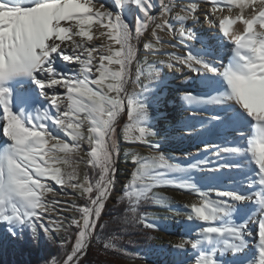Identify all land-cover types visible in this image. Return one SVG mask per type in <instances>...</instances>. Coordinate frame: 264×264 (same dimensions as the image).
<instances>
[{"label":"snow or ice","instance_id":"snow-or-ice-1","mask_svg":"<svg viewBox=\"0 0 264 264\" xmlns=\"http://www.w3.org/2000/svg\"><path fill=\"white\" fill-rule=\"evenodd\" d=\"M205 24L215 31L198 34ZM147 35L145 55L166 60L138 59ZM166 44L176 51L163 52ZM164 68L185 73L178 118L164 110ZM142 79L148 83L129 94V84L141 87ZM122 116L124 141L149 152L124 153L135 167L117 201L128 205L117 222L167 231L174 225L156 221L185 216L177 224L186 235L160 249L168 264H264V0H112V7L0 0V247L28 234L35 245L56 242L65 233L63 261L46 264H80L97 227H105ZM160 122L162 132L154 128ZM177 139L195 145L183 153L187 163L162 151ZM82 165L95 176L81 177ZM53 185L73 189L84 204L59 207L62 201L47 199L59 195ZM161 188L197 199L174 211ZM144 204L173 215L140 212ZM104 248L116 250L111 241Z\"/></svg>","mask_w":264,"mask_h":264},{"label":"rangeland","instance_id":"rangeland-1","mask_svg":"<svg viewBox=\"0 0 264 264\" xmlns=\"http://www.w3.org/2000/svg\"><path fill=\"white\" fill-rule=\"evenodd\" d=\"M102 2L105 4L106 7H112V0H102ZM186 2H188V0H180V3H186ZM159 11H160V6L157 4V7L153 10V14H157V13H159ZM176 11H178V9H176ZM188 23L191 24V21H189ZM160 35L163 38V40L166 41L167 43H169V44L176 43V40L173 39L172 37H170L169 35H167L166 33H160ZM151 39H152L151 36L147 35L145 37V39L142 41V44L140 45V53H139L138 59L141 62L166 60L167 58L164 55H155V56L145 55L144 50H143V43L148 42ZM99 40L100 39H96L93 41V43L95 44ZM162 51L163 52H174V51H176V49H173L171 47H170V49H168V46L166 44L163 47ZM179 54L183 55V52L181 51ZM166 70L171 71V73H168ZM135 71H136V65H134L133 73H135ZM172 71H175V74L172 73ZM182 74H185V73L182 71H179L177 69L164 68L163 73H162V78L168 77V83L172 84L173 87L176 88L177 85L173 81L176 80V76L177 77L182 76ZM134 78H135V76H133V79ZM147 83H148L147 79H142L141 80V87H136V86L131 84L130 88H129V94H131L133 91L139 93L141 91L142 86L147 84ZM168 83H167L166 89H164V91L167 92V100H168V103L164 106V110L167 111L170 115L171 114L170 111L172 110L171 108L173 107L172 105H174L173 108L176 107L177 110H179V107H178V96H179V94H172V92L178 93L176 91L177 88L175 90H170ZM172 95H175L176 97H173ZM126 123H127V121L121 122V127L119 129L118 141L121 145V151H120L119 161H118V165H117L116 186H115L114 192L112 193V196L106 202L105 210H104V213L102 215L103 219H104V215L107 211V204L113 203L115 201V199H117L119 197V195L122 194L123 186L127 183L129 175L135 167V165L131 163L130 158L126 162L124 153L126 151H133V152H136L140 155H148V152H149L148 148L144 145L129 144V143H126L124 141L123 135H122V129H123L124 124H126ZM154 128L158 132H162L163 131V124H154ZM60 135L62 138H65V137H63L62 133ZM65 139H67V138H65ZM182 142L183 141H180L179 139H177V140H174L173 142L164 144L162 147V151H164L165 154L170 156V157H173V156L177 157V158L181 159L184 163H187L188 161L183 160V153L185 151L190 150V148L192 146H188L187 148H182V147L179 148V146L181 145ZM84 148L87 149V145H84ZM80 171H81V177H83L84 172L88 171V169L84 168L82 165ZM53 187L55 188L56 192L59 193V195L53 196V195L49 194L47 199L48 200L58 199V200L62 201V203L59 205V207H65L66 206V203H63V202L71 203L74 201L78 205L84 204L85 201L82 199H78L77 193L73 189H71V188L61 189L60 186H56V185H53ZM157 191L161 192L163 195L169 197L170 200L174 201V204H173L174 211H181V212L186 211V209H184L183 206L186 204H191L194 201H196V199H197V197L194 194H191L188 192H181V191L176 190L174 188H161V189H158ZM141 207L144 208L145 212L158 213L161 217H163V216L171 217L173 215L172 212H164L161 209H159L157 206H154L151 204H144ZM75 215H77V213H75V212H66L63 214V216H65V217L75 216ZM52 217L54 219L58 218L57 213H55V212L52 213ZM103 219H102V221H103ZM102 221H101V223H102ZM177 221H186V217L181 215V216H176L170 220H158V221H156L157 223L174 225V227L170 228L167 231H165V230H160V231L142 230V231H145L146 233H148L150 236L154 237V239H151L150 247L146 250L145 254H139L138 252H128L126 254H119L118 248H117L114 240L101 241V240L97 239V235H96L95 238L93 239L89 249H88V252H87V254H88L89 250L91 248V254L94 255V257L91 258L92 262H90L89 264H106L105 262H109V261H116L117 264H168V261L171 258L169 256H167L166 254L162 253L160 251V249L161 248H170L171 245L179 243L181 237L186 235V233L183 231V229H181L179 227V225L177 224ZM4 228H5L4 225H0V234H3ZM74 231L75 230H73V235H74ZM65 235H66L65 233L58 234L56 242H49L47 240H44L42 242V244H39V245H35L33 243H30V250L40 249L41 245H45L48 243L60 245V241L65 238ZM25 236H27L30 239V234L25 235ZM25 236L21 240H19L17 243L10 244V245H4L3 247H0V260L4 259L6 256H9L10 258H12L13 264H16L15 260H19V259L27 260V252H21L19 250L20 249L19 244L22 241L26 240ZM71 239L74 240L75 236H74V238H71ZM109 241H111V243H113L116 246V250H113V249H107L106 250L104 248V244L109 242ZM87 254L84 256V258L87 256ZM80 264H81V262H80Z\"/></svg>","mask_w":264,"mask_h":264},{"label":"trees","instance_id":"trees-1","mask_svg":"<svg viewBox=\"0 0 264 264\" xmlns=\"http://www.w3.org/2000/svg\"><path fill=\"white\" fill-rule=\"evenodd\" d=\"M88 172L90 176H95V173L90 170H88ZM121 195H119L113 203L107 204V211L101 223L104 224L105 227L103 229L99 227L97 231V239L101 241L114 240L119 254H126L128 252L145 254L151 244V240L146 239V237L150 235L145 231H142L139 227H133L131 224L117 222L122 219L125 214V209L128 207L126 201L117 203ZM139 211L145 212L143 207H141ZM113 236H117L118 239H111ZM71 238H74L73 234ZM25 239V241H22L19 244V250L21 252H27V260H15L16 264H46L47 261L53 258H55L57 262H61L64 259V250L61 249L60 245L48 243L41 245L40 249L30 250L31 241L27 236H25ZM92 257H94V255L91 254L90 248L89 253L81 261V264H89L92 262ZM105 263L117 264L116 261H109ZM0 264H13L12 258L6 256L4 259L0 260Z\"/></svg>","mask_w":264,"mask_h":264},{"label":"bare ground","instance_id":"bare-ground-1","mask_svg":"<svg viewBox=\"0 0 264 264\" xmlns=\"http://www.w3.org/2000/svg\"><path fill=\"white\" fill-rule=\"evenodd\" d=\"M127 19L131 22V21H133L134 20V17L132 16V15H129L128 17H127ZM196 31H197V33L198 34H200V35H208V34H210V33H212L213 31H215L214 29H212V28H210L208 25H197V27H196ZM101 43H104V41H103V39H100L99 41H97L95 44H97V45H99V44H101ZM141 44H142V42H141ZM140 44V45H141ZM140 45H139V47H140ZM197 47H199V44L198 45H196ZM168 49H170V47H168ZM140 53V52H139ZM139 53H138V57H139ZM62 67H63V69L65 70V71H69L71 68H73V67H75L74 65H62ZM133 69H134V66H133ZM167 71V70H166ZM168 73H171L170 71H167ZM172 73H174L175 74V71H172ZM184 79H185V74H182V76H176V80H174L173 82H175L176 83V85L178 86H176V88H174L173 87V85L172 84H170V83H168V85H169V89L170 90H175L176 89V91L178 92V93H176V92H172V94H180V86H181V84H182V82L184 81ZM130 85H131V83L129 84V86H128V92H129V88H130ZM173 97H176L175 95H172ZM178 96V95H177ZM173 107H174V105H172ZM171 108L172 110L170 111L171 112V114L169 115L170 116V118L171 117H176V118H178L179 117V110H177V108L175 107V108ZM174 109V110H173ZM123 121H127V118H126V116H122L121 117V120H120V124H119V126H118V128H117V138H118V135H119V129H120V127H121V122H123ZM154 124H163V122H160V123H154ZM119 142V141H118ZM119 145H120V143H119ZM188 146H192L191 148H190V150H195V145L192 143V142H190V141H187V140H185V141H183L182 143H181V145L179 146V148H187ZM120 149H121V145H120ZM120 156V155H119ZM118 161H119V159L117 160V163H116V169H117V165H118ZM112 196V195H111ZM106 206V205H105ZM98 228H99V226L97 227V230H98ZM93 241V240H92ZM85 256V255H84ZM84 256L81 258V260L84 258Z\"/></svg>","mask_w":264,"mask_h":264},{"label":"water","instance_id":"water-1","mask_svg":"<svg viewBox=\"0 0 264 264\" xmlns=\"http://www.w3.org/2000/svg\"><path fill=\"white\" fill-rule=\"evenodd\" d=\"M102 219H103V217H102ZM102 219H101V221H102Z\"/></svg>","mask_w":264,"mask_h":264}]
</instances>
